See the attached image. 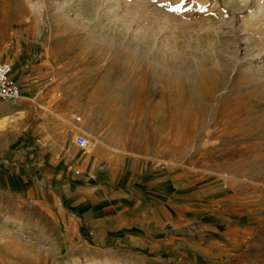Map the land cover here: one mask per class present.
<instances>
[{"label": "rangeland", "instance_id": "374dc122", "mask_svg": "<svg viewBox=\"0 0 264 264\" xmlns=\"http://www.w3.org/2000/svg\"><path fill=\"white\" fill-rule=\"evenodd\" d=\"M30 1L42 8L0 0V58L49 91L35 106L61 103L80 122L78 93L91 89L82 150L105 139L118 146L101 150L156 159L190 204L152 207L161 248L142 251L99 245L0 192V264H264V0ZM227 224L242 242L213 260Z\"/></svg>", "mask_w": 264, "mask_h": 264}, {"label": "crops", "instance_id": "0c3cea01", "mask_svg": "<svg viewBox=\"0 0 264 264\" xmlns=\"http://www.w3.org/2000/svg\"><path fill=\"white\" fill-rule=\"evenodd\" d=\"M15 80L19 98L0 99V192L44 205L62 227L81 228L99 245L160 249V237H153L150 229V220L158 215L151 209L190 204L168 189H176L179 174L142 154L101 150L118 146L105 139L90 152L78 147L74 131L86 130L97 114L96 107L89 105L93 98L86 86L78 93L81 119L77 116L80 122H76L72 110L61 103L56 112L35 106L33 100L46 101L49 93L42 92L38 83H29L26 77ZM218 224L213 232H219ZM238 231V224H227L220 236H211L207 256L230 257L243 239Z\"/></svg>", "mask_w": 264, "mask_h": 264}, {"label": "built area", "instance_id": "2783aa9c", "mask_svg": "<svg viewBox=\"0 0 264 264\" xmlns=\"http://www.w3.org/2000/svg\"><path fill=\"white\" fill-rule=\"evenodd\" d=\"M19 96V85L12 76L11 62L0 58V99L16 100ZM74 142L78 147H84L86 139L83 134L77 133Z\"/></svg>", "mask_w": 264, "mask_h": 264}, {"label": "bare ground", "instance_id": "6f19581e", "mask_svg": "<svg viewBox=\"0 0 264 264\" xmlns=\"http://www.w3.org/2000/svg\"><path fill=\"white\" fill-rule=\"evenodd\" d=\"M236 2V6H237V8L236 9H240L241 8V6L240 5H237V0H235ZM27 2L29 3L28 5H29V8H30V11L31 12H35V11H38V10H40V8H42L41 7V5H42V3H41V5L38 3V2H33V1H30V0H27ZM238 4H240V3H238ZM263 6V5H262ZM262 10L264 11V6L262 7ZM260 13H259V10H256V11H254V13H253V16H252V18L253 19H257V18H259L260 16ZM243 40V42L244 43H246L247 42V39L246 38H242Z\"/></svg>", "mask_w": 264, "mask_h": 264}, {"label": "snow or ice", "instance_id": "6c2138e0", "mask_svg": "<svg viewBox=\"0 0 264 264\" xmlns=\"http://www.w3.org/2000/svg\"><path fill=\"white\" fill-rule=\"evenodd\" d=\"M179 7H180V6H179V5H177V8H175V9H173V10H174V11H176V10H179Z\"/></svg>", "mask_w": 264, "mask_h": 264}]
</instances>
